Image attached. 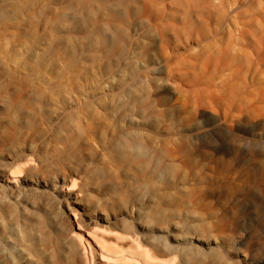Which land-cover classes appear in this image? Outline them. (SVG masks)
<instances>
[{"label":"bare ground","instance_id":"1","mask_svg":"<svg viewBox=\"0 0 264 264\" xmlns=\"http://www.w3.org/2000/svg\"><path fill=\"white\" fill-rule=\"evenodd\" d=\"M0 264H264V0H0Z\"/></svg>","mask_w":264,"mask_h":264},{"label":"rangeland","instance_id":"2","mask_svg":"<svg viewBox=\"0 0 264 264\" xmlns=\"http://www.w3.org/2000/svg\"><path fill=\"white\" fill-rule=\"evenodd\" d=\"M157 74L161 72L160 67L157 66ZM127 71V76H129L130 72ZM27 73L23 74L22 77H25ZM101 76V72L99 70H91L87 73H80L78 79L76 81H72V86L74 88V93L79 101V105L77 108L80 111L83 122H87V117H92L96 115V108L99 103L102 102L104 105H107L110 101V97L107 96L108 92H105V85H102L103 81H96L98 77ZM35 84L39 86L42 90H46L43 87L42 80H36ZM74 110V108H73ZM116 125L111 127V132L114 133L115 136H120L121 134L129 131L131 125L126 121H116L114 122ZM99 161H97L98 163ZM96 163L95 160H92V164Z\"/></svg>","mask_w":264,"mask_h":264}]
</instances>
